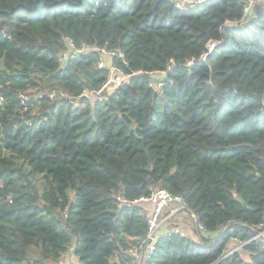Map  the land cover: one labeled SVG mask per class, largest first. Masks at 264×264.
I'll return each instance as SVG.
<instances>
[{
  "label": "trees",
  "instance_id": "16d2710c",
  "mask_svg": "<svg viewBox=\"0 0 264 264\" xmlns=\"http://www.w3.org/2000/svg\"><path fill=\"white\" fill-rule=\"evenodd\" d=\"M67 39L119 49L126 74L168 70L162 92L132 76L81 96L109 70L98 50L63 63ZM0 92V264L71 245L82 264H138L152 212L136 201L158 187L194 225L142 264H264V0H0Z\"/></svg>",
  "mask_w": 264,
  "mask_h": 264
},
{
  "label": "built area",
  "instance_id": "2783aa9c",
  "mask_svg": "<svg viewBox=\"0 0 264 264\" xmlns=\"http://www.w3.org/2000/svg\"><path fill=\"white\" fill-rule=\"evenodd\" d=\"M174 3H176L177 7L181 10H187L189 8H194L198 5H201L203 3H206L209 0H171ZM250 4H247L245 6V11L248 12L250 9ZM67 45L68 49L60 54L61 61L63 63H66L68 61V58L72 55H80L83 53H86L91 50H98L101 53H107L111 57L119 55L123 57L122 52L119 49L115 50H107V49H100L97 47H91L90 45L83 43L80 46H77L71 39H67ZM223 40H216L212 41L208 44L207 46V52L204 53L201 57L202 60H206L207 56L211 54L212 52L215 51L216 47L221 45ZM66 58L64 62V58ZM104 61L101 60L98 64L99 68H108L109 74L107 79L104 81V83L97 89L95 90H88L85 93H83L81 96H86L87 98L91 99L93 102L101 101L105 98H107L108 95L112 94L118 87H120L122 84L127 83L129 78L132 76H142V77H147L150 80V86L153 87L157 92H162V87L164 86L163 81L168 77V70L164 71H152V72H146L143 69H139L134 71L131 74H126L124 71L118 67L115 64H110L111 67H107L103 63ZM190 64V63H189ZM111 72H116L119 76H122L124 79L123 82L118 86L113 92H109V87L113 80L110 78ZM107 89H109L107 91ZM88 92V93H87ZM31 93V92H29ZM65 96H68L66 94H63ZM55 93L51 95V98H54ZM38 95L35 96L37 99ZM21 102L23 105L28 106V104L31 102V99L33 98L32 96L28 94H21L20 96ZM39 98L40 95H39ZM3 95L0 92V105L3 104ZM136 202H149L152 205V213L150 214V217L148 219L149 222V227H148V235L147 239L140 245V248H136L133 252L137 256L138 264H142L145 258L150 257L153 252L155 251V243L158 238L164 237L170 234H179L181 236H186V234L181 233L178 229H172L170 231H162L160 234L157 232L158 227L160 225V219L161 215L164 212V209L168 207L172 202L176 203H182V198L179 196L172 195L169 193L166 189L164 188H156L154 193L152 194L151 197H141L139 200ZM250 240H259L264 242V224H260L258 226V230L255 233V235L250 239ZM244 245L245 243H240L238 244L234 249H232L231 252L233 251H241L244 250ZM75 246L71 245L68 247L67 251L62 255V257L55 262L54 264H82L81 261L76 257L74 253ZM242 255V254H241Z\"/></svg>",
  "mask_w": 264,
  "mask_h": 264
},
{
  "label": "rangeland",
  "instance_id": "374dc122",
  "mask_svg": "<svg viewBox=\"0 0 264 264\" xmlns=\"http://www.w3.org/2000/svg\"><path fill=\"white\" fill-rule=\"evenodd\" d=\"M102 56L104 58V65L107 66V67H111V62H110V58L111 56L107 53H103L102 52ZM67 57L64 58V62L66 60ZM110 78L113 80V82L111 83L109 89H107V91L109 90V92H113L118 86H120V84L123 82V78L122 76H119L116 72H111L110 74ZM32 92L35 91V90H31ZM88 93V92H87ZM34 94H37V92H35ZM58 95V92L55 93V96ZM76 103L78 102V99H74L72 98ZM25 108H28V106H25ZM176 203V202H174ZM170 207V206H169ZM172 208H175L174 206H172ZM165 211L163 212L162 214V217L161 219L163 218V215L167 214V212H171L170 210L168 211L167 209H164ZM167 210V211H166ZM192 219V216L190 214H188V212L186 211H182L180 212V215H178L177 217H174L172 218V220L170 221V225H168L166 227V230L164 231H170L172 229H178L181 233H184V234H188L189 233V229H192L193 227V221L191 220ZM237 246V243H233V248L234 249L235 247ZM242 252V256L247 258L248 256V253L244 252L243 250L241 251ZM41 256L40 254V251L36 248V247H31L30 250H29V257H28V260L29 261H33L34 259H39Z\"/></svg>",
  "mask_w": 264,
  "mask_h": 264
},
{
  "label": "crops",
  "instance_id": "0c3cea01",
  "mask_svg": "<svg viewBox=\"0 0 264 264\" xmlns=\"http://www.w3.org/2000/svg\"><path fill=\"white\" fill-rule=\"evenodd\" d=\"M147 203H149V202H147ZM146 205V204H145ZM170 206V207H169ZM168 207H166L165 209H167L168 211L170 210L171 211V214L172 215H174V217H177L178 215H180V212H179V210H181L180 209V204L179 203H174V202H172L170 205H169ZM172 206H174L175 208H172ZM147 209H150L151 211H152V205H151V203H149V205H147V206H145ZM166 210V211H167ZM165 211V210H164ZM173 217V218H174ZM172 220V218H165V219H163L162 220V223L159 225V227H158V233L160 234L162 231H164V230H166V227L168 226V225H170V221ZM189 231V233H190V231H191V229H189L188 230ZM246 252V251H245ZM247 253V252H246ZM242 254V253H241Z\"/></svg>",
  "mask_w": 264,
  "mask_h": 264
}]
</instances>
